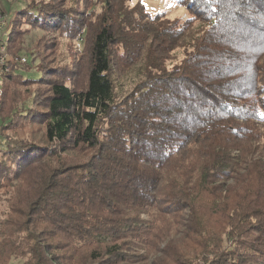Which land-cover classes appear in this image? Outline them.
Listing matches in <instances>:
<instances>
[{
	"label": "trees",
	"instance_id": "obj_1",
	"mask_svg": "<svg viewBox=\"0 0 264 264\" xmlns=\"http://www.w3.org/2000/svg\"><path fill=\"white\" fill-rule=\"evenodd\" d=\"M128 2L102 0L95 20L54 1L12 18V56L31 30L84 39L62 68L44 63L36 41L41 76L23 79L28 64L11 62L2 77L0 132L44 131L0 149V188L13 191L27 240L17 253L32 264L263 261L264 0H176L184 21ZM18 84L20 99L7 92Z\"/></svg>",
	"mask_w": 264,
	"mask_h": 264
},
{
	"label": "rangeland",
	"instance_id": "obj_2",
	"mask_svg": "<svg viewBox=\"0 0 264 264\" xmlns=\"http://www.w3.org/2000/svg\"><path fill=\"white\" fill-rule=\"evenodd\" d=\"M52 1H54L56 6L60 8V11L64 10V8L80 10V12L84 13V18L89 17L91 20L96 19L97 14L102 8V0H89V2L88 0H0V11H4L10 15L12 24L13 16L19 10L26 8L27 5L35 3L41 5L44 3H51ZM136 3L143 4L146 11L152 15L156 13H164L166 15L165 18H168L169 20L178 19L184 21L191 16L189 11L180 6L176 0H129L127 5L133 7ZM22 28L26 27L23 26ZM194 28L203 29V26L199 22H196ZM38 38L41 39L37 40ZM36 41H38L36 49H38L40 57H44V63L52 67L62 68L67 66L70 62L74 61L78 52L84 50V39L69 41L58 33L43 34L40 30H31L30 33L20 39L18 43L22 45V48L18 53L13 55L14 57H24L26 59L25 64H28L30 67L26 70L22 68L16 72V75L23 79L35 80L41 76V73L36 70L38 60L33 64L32 57L29 53ZM185 53L186 50L180 48L175 50L171 55V59L167 62V67L171 68L173 65L179 64L184 58ZM138 71V68H136L124 76V78L120 79V82L117 83L116 89L119 94L132 88L139 77ZM18 85L19 86H12L7 92L11 96L16 92V95H18V98L20 99L21 94H26L27 86H24V84ZM41 88L42 91H44L46 87L42 86ZM15 98L18 100L17 97H14V101ZM29 105L30 101L26 100L22 105V109L28 108ZM43 132L42 128H34L25 124L24 126L14 125L13 128L6 132L7 137L1 132L0 134L2 135L3 141L6 142L11 139L41 142ZM12 192L13 191L10 188H0V264H32L29 261V254L17 253L25 251L23 249L17 250L15 248V245L18 244L19 240H22L24 243L27 242V240H25L26 234L24 235L17 232L15 227L19 222L10 209V203H8ZM15 240L16 242H14ZM56 252L59 255L63 253V251ZM66 264H71L70 257L66 260ZM249 264H264V260L259 262L251 261Z\"/></svg>",
	"mask_w": 264,
	"mask_h": 264
},
{
	"label": "built area",
	"instance_id": "obj_3",
	"mask_svg": "<svg viewBox=\"0 0 264 264\" xmlns=\"http://www.w3.org/2000/svg\"><path fill=\"white\" fill-rule=\"evenodd\" d=\"M11 27L10 15L4 11H0V101H1V81L4 74L11 71V62H17L19 64L26 63L24 57H13L8 51L9 44V30ZM6 145V141H3L0 134V149H3Z\"/></svg>",
	"mask_w": 264,
	"mask_h": 264
},
{
	"label": "snow or ice",
	"instance_id": "obj_4",
	"mask_svg": "<svg viewBox=\"0 0 264 264\" xmlns=\"http://www.w3.org/2000/svg\"><path fill=\"white\" fill-rule=\"evenodd\" d=\"M233 2V0H227V3L230 5Z\"/></svg>",
	"mask_w": 264,
	"mask_h": 264
}]
</instances>
